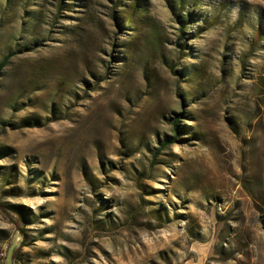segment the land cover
Returning <instances> with one entry per match:
<instances>
[{"label": "rangeland", "instance_id": "obj_1", "mask_svg": "<svg viewBox=\"0 0 264 264\" xmlns=\"http://www.w3.org/2000/svg\"><path fill=\"white\" fill-rule=\"evenodd\" d=\"M4 59L0 264H264V0H0Z\"/></svg>", "mask_w": 264, "mask_h": 264}, {"label": "trees", "instance_id": "obj_2", "mask_svg": "<svg viewBox=\"0 0 264 264\" xmlns=\"http://www.w3.org/2000/svg\"><path fill=\"white\" fill-rule=\"evenodd\" d=\"M138 1H140V0H138ZM168 1H169L170 8L172 9L173 12H175L177 6L184 4V0H168ZM182 17H183V21H182L181 27H179V29L183 32L185 30V27H187L188 23H190V21L193 18L191 10H186L185 14L182 15ZM5 62H6V59H4V61H2L0 68H2V66L5 64ZM177 120H179V119H177ZM174 128H175L176 132L179 131L178 122L175 124ZM175 139H176V136L171 137L168 140L166 139L163 142L161 147L156 148V150L154 152V158H157V156L160 155L162 149L166 145H168L169 143L174 142ZM21 229H22V231L24 230V228H21Z\"/></svg>", "mask_w": 264, "mask_h": 264}]
</instances>
